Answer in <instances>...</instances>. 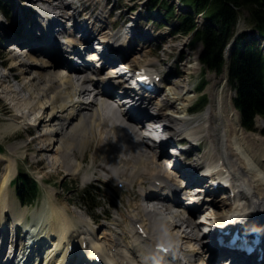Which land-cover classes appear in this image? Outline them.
Segmentation results:
<instances>
[{
    "label": "bare ground",
    "instance_id": "6f19581e",
    "mask_svg": "<svg viewBox=\"0 0 264 264\" xmlns=\"http://www.w3.org/2000/svg\"><path fill=\"white\" fill-rule=\"evenodd\" d=\"M37 1L42 0H30L35 7ZM44 3L47 6L50 5L56 12L59 10L64 11L71 6V3H65L64 0H44ZM53 15L57 16V20L55 21L59 25L60 15L70 19L76 16V14L66 11L63 14L55 13ZM52 23L53 19H46L44 22L46 33L42 44H37L33 40V36L32 38L29 36L27 40H25V37L15 38L14 35L10 38L14 43L13 46H16V49H21L22 53H11L6 61H0V66L6 65L9 61L11 62L8 72L0 74V87L9 83L13 71L17 70L14 80L21 81L19 88L16 89L14 86L8 85L4 90L15 93L11 97L12 99L18 100L17 96L22 91L26 92L29 97H24L23 101L15 100L14 102L11 101L5 104V115H11V118H8V122L7 124L5 123L6 126L4 125L5 127L2 128V131L10 134L14 133L20 127L17 121L23 120L24 122L25 120L26 122L30 120V123H27V126L24 127L25 129H23L29 133L37 132V134L25 146L30 149L35 147L33 155L39 154L38 156H41V163L50 162V166H54L55 172H60L59 174H61V169H66L67 174L76 176L81 169H84L83 162L77 157L75 149H78L83 154L85 149L93 146L96 151L93 157L95 159L101 156L98 153L103 148L106 155L109 154L110 157H116L126 168L132 170L130 178L123 177L120 171L122 178L132 180L133 183L136 178L144 179L138 182L141 181V191L146 202H160L153 206L150 205V207L147 206V208L144 205L140 208L134 207L138 203L131 204L133 210L138 209L140 212L142 210L149 217V223L145 224L149 231L147 230V236H141L137 232L135 233L128 229L131 240L128 242L125 238V242L127 243L125 244L124 241L118 240L117 236L121 234L117 230H113L111 235L107 232L103 236L98 235L89 219H86L82 215H77L73 209H69L68 204H66L67 202L63 201L62 203L59 197L56 196L57 193L51 194L48 192V204L51 212L54 214V222L52 226L49 225V229L46 226V236L42 234V236L37 237L38 242L33 251L39 248L40 253V249L44 247L47 241L42 240L41 237H46L50 240V245L48 251L45 252V264H62L70 247H73V251H76V253H73L76 258L81 257L97 263V257H101L102 264H153L160 263L164 259L175 261L170 257L161 258L159 253L154 250V246L158 241L165 242L170 246L175 245L177 241H181L182 234L176 229L186 223L190 229L189 233H191L189 237L190 241L195 242L193 243V245L195 244L193 246L194 249H191L192 251L190 252L191 255L188 253L187 256L190 259H194V261H191V264H203L198 257L200 254L199 250H203L208 246L196 247L198 245V238L195 231L202 226L204 227V221H195L194 217L196 213L194 214L190 210L187 213L186 208L182 209L178 206L180 201V198H178V187H176L170 176L164 173L162 165L157 161V155L164 153L161 152L163 150L162 145L156 142L158 138L162 141L158 135V128L154 126L156 121L166 122V124L170 123L172 129L180 133L181 136L185 134L184 138H186V130H184L185 128L180 121L183 118L178 115L180 113L179 109L174 106V102L169 97L161 99L160 88L149 99L146 107L143 104L145 98L135 102L132 96L129 95L130 100L127 104L132 105L131 109H134V112H126L120 106H117L124 120V124L120 126L119 121L106 114L107 110L111 109L108 100L110 99V92L116 83L112 82L110 84L111 89H97L95 87V84L98 82L97 77L85 74L80 71V68L76 64L64 60V57L58 53L60 47L54 41L55 28H51ZM91 25L97 31L98 36L101 35L100 37L105 38L104 44L109 45L113 43L114 46H119L120 36L107 32L105 28L108 24L96 27V24L92 22ZM78 26L80 24L75 20V27ZM66 34H68L67 31H64L61 35L65 37ZM90 38L91 35L87 39L89 40ZM93 38L98 40L97 37ZM100 45H102L101 42ZM88 47H91L90 43L86 44V49ZM92 48L94 58H98L94 46ZM73 53L80 56L83 52L76 50ZM121 55L118 58L123 59L127 56V52L122 51ZM21 57L24 58L21 59ZM101 61L102 68L110 66L108 68L112 70L110 71V74H112L110 75V79L118 78L120 85H127L129 83L131 78H128V73L132 72V62H137L133 58L131 62L123 61L122 64H119L118 60H110L108 56L105 57V60L102 58ZM120 65L125 66L123 69L118 70ZM146 65L151 69L152 67L155 68L153 63ZM137 69H140V67ZM77 75H82L83 77L78 78ZM166 80L168 78H164L162 83ZM178 80L179 83L180 79ZM177 87L180 88L179 85ZM91 95H93L92 100H83L85 96L90 97ZM214 96L217 101L215 103L217 107L212 103L209 106L210 108L205 112V117L208 119H206L204 129L201 131L203 134L201 146H207L209 143L212 145L216 144V148L218 149L217 154H209L208 159L209 161L213 160L214 166H216L218 160L223 159L219 165V171H223L224 169L229 171V174L232 176L236 196L234 198L235 205L228 211L225 208L220 209L219 203L221 201L218 202L215 198L210 203L203 201V210H208L204 214L217 227H224L231 223L233 219H235L236 223L243 221L249 227L254 224L249 223V221H257L264 218V212H262L264 210V161L256 154L258 141H253V138L246 136L239 121L237 119L234 120L230 116L232 107H230L226 98L223 96L219 98L217 92ZM155 104L158 105L159 112H149L150 108L152 109ZM220 113L223 123L219 124L222 132L218 134L216 132V124L218 122L216 123V121ZM40 127H43L42 131H40ZM146 130L151 131L152 134H144ZM39 131L41 133H38ZM126 132L130 133L132 139L136 141L135 143L124 139ZM140 141L144 144L143 147L138 144ZM19 145L17 144L15 148H20ZM262 146L264 149V143ZM53 150L56 153V157L52 160L50 159L52 156L49 153ZM188 153H191L190 149ZM101 154L104 156L103 152ZM150 159H153V165L149 163ZM14 162H10L9 173L7 176L1 177L0 180V228L6 227L8 219H15V221L21 222L22 218L29 211L27 207L21 208L18 202L11 203L9 198V184L12 179L10 174L17 169V164H14ZM169 164L172 165L171 163ZM205 167H200V165L188 166V168L193 170L191 173H197L199 172V168L203 169ZM176 168H179V173H182V176L187 180V185L194 186L202 182L209 185V178L200 177L198 173L189 175L184 170H180L179 166H176ZM103 169L111 173L115 172V169L111 165H106ZM145 176L153 179V182L158 180L165 182V192L171 191L173 195L169 193L164 198H160L157 195L158 186L155 183L148 188L144 187L147 184ZM122 178L119 179L123 181ZM191 189L199 191L198 193L191 194L192 198L198 196L203 191L208 192L203 185ZM131 193L136 197V200L139 199V191L134 189ZM175 194H177V199ZM191 197L188 200H192ZM229 199L232 198L229 197ZM175 206L178 209L172 212L174 219L171 220L167 214H170L168 212H171L170 209L175 208ZM114 222L118 227L121 226L120 220H115ZM259 224L263 228V222L260 221ZM212 233H208L206 238L209 239ZM107 235H110L111 238H108ZM2 236L6 242L7 237ZM259 246L264 247V235H262V242ZM57 254H59V258ZM250 258L251 261L244 260V262L239 259L238 264H258L257 254L252 255Z\"/></svg>",
    "mask_w": 264,
    "mask_h": 264
},
{
    "label": "rangeland",
    "instance_id": "374dc122",
    "mask_svg": "<svg viewBox=\"0 0 264 264\" xmlns=\"http://www.w3.org/2000/svg\"><path fill=\"white\" fill-rule=\"evenodd\" d=\"M77 1L80 2L84 6H89L88 12H91L99 21H101L99 22V24H102L103 21H107L108 22L107 31L109 32L120 34L121 30L117 29L119 28L118 26L120 25L123 26V24L129 23L132 19L134 20L133 26L136 25V28H133L130 31L127 30L126 32H131L133 36V34L136 33L138 29H140L139 30L140 32L138 31V35L140 34V36H137L136 39L134 38L135 40H132L130 46L134 47V51L136 48V51L132 55L128 54L126 57V61L128 60V62H131L133 58H135L137 62H132L133 66L145 64L151 61H154L157 63V67L162 69L165 72V75H167V77L171 81L170 83L171 85L167 87L168 95L166 97L167 98L169 97L172 100V102H174V106L176 108H179V110L182 112L180 113L182 118H186L185 120L187 121L191 120L189 119L190 115L187 114V111L185 109L187 108V105L192 106V104H194L197 101V99L200 97V95L194 92L192 88L194 87L195 83L199 81V77L204 76L205 77L204 82L207 84L208 87H210L208 88L206 86L207 90L205 89V92H204L207 95L206 101L210 104L212 99L214 98L213 103L217 107V105L215 104L217 103V101L215 100V96H214L215 93L217 92L218 96L220 97L222 95H228L229 97L225 96V98L227 102L229 103L230 107H232L230 111L231 112L230 116L233 117L234 120L237 119V121H239L240 126H241V122H240L241 115L239 114L240 116L239 117V116H236V114H232L233 111H236L235 110L236 107L234 104V98H235L236 92L229 80V64H231V59L230 58L228 59L226 55L224 54L228 43L226 44L224 51L222 50V60H223L222 70L219 72L216 67H212L213 68L212 71L210 70L205 71L200 63L201 53L205 49L204 41L203 40L197 41L194 44V46H192L193 39H194L193 35L191 33L187 34V33L178 31V25L180 24L179 19L181 17V14L188 13L190 10L180 0H162V1H166L170 6H172L174 13H175L173 17H169L167 20H164V19L162 20V15L160 13L161 11L159 10V7L162 9L160 4L156 5L151 10L153 12L149 14L148 3L146 0H77ZM77 1L76 0H64L65 3L66 2L73 3V4L75 3L74 6H76V8L80 10L81 6L79 4H76ZM72 8L70 7V12L74 11V9ZM51 10L53 9L51 8ZM162 10L163 12H165L164 9ZM110 13H111V16H109ZM200 14L202 15V13ZM238 15H239L238 21L235 23V25L231 29L233 36L236 33L235 36L246 37L247 40L249 41H254V39H256L258 41V46L260 47L263 53V56H264V38H260L261 32L257 29V25L255 24V21H253L252 19L251 12L247 8H240ZM84 16L85 15H82V17L78 18V20L79 19L80 21L83 20ZM202 17L204 18L203 15ZM202 17L200 15H198L197 17L194 16L195 22L199 26H202V23L204 22ZM30 19L33 20V9L26 8L23 11L17 7L16 0H0V61H6L7 56H9L11 53H14V51L12 50L13 47L11 46L9 47L7 42L6 41L3 42L1 41V39L12 36L13 33L16 34L17 31L19 30L21 31V30H25L29 28L28 25H29ZM61 20L65 21V19L62 17H61ZM67 22L69 23V21ZM67 22L64 23V25H62L64 29L67 28V25H70V23H72L70 22L68 24ZM120 43H123V41H121ZM231 43L234 46L235 40L232 41ZM19 50L22 51L21 49ZM9 62L6 65H9V64L11 65V62L10 63ZM6 65L0 66V74H4L8 72V70L6 69ZM15 72L17 73V70L14 71V73ZM108 72L109 71L101 72V75H108ZM14 73H12L10 77V82L0 87V110L2 111V112L0 111V146L4 150L2 153H0V180H1V177H5V175L7 176V174L9 173L10 162L11 161L14 162V160H15L14 164L18 163L17 165L18 169H20L24 174L30 175L32 178H36L40 183L42 181L40 178L45 177V174L46 175L48 174L47 171H50L48 176L50 177L51 180H46V184H41L42 194L39 200L37 201L38 203L37 206L42 203L44 204L45 201L48 200V198H46L47 200L44 201L43 197L45 198L46 193L52 190L50 193L51 194L57 193L56 196L59 197V200L62 203L63 201L67 202L66 204H68L69 209H73L77 215H81V214L75 210H79V209L82 210L81 207H83V208H88L90 212L92 213V215L98 216L99 222L93 225V227H95L97 231L102 229L104 231L103 232L102 230H100V232L103 233V234L100 233L102 236L104 235V233L107 232L105 230L107 227L104 226L105 223L108 226L113 227V225L110 224L111 223L110 220L106 221L107 218H112V217H114L113 219L118 218L122 221L126 229H131L129 217L125 211L124 204H123V201L128 202L129 199L130 201H134V198L131 196V194L129 195V193H127V196H126L125 194L123 195L121 193H115L116 192L115 189L113 187L110 188L107 182L104 183L103 181L98 180L97 179L98 176L97 178L93 176L92 184L88 186H84L80 175L79 177L78 176L74 177L73 175L71 176L67 174L66 169H61L62 170L61 174H59L60 172H57V173L55 172L54 166L52 167L50 166V162L41 163V156L39 157L38 156L39 154L37 153L33 155L35 152L33 149L35 147L30 149L27 146H25V144L33 136L37 134V132L29 133L24 130L25 129L24 127L27 126V123H30V120L26 122L25 120L24 122L23 120H21L20 121L21 124H19L17 121L20 127L18 130L16 129L14 133L10 134V133H5L2 131V128L5 127L8 122V121L5 122L6 120L5 116H7L8 118H11V115H5L6 114L4 111L5 104L7 102H11V101L14 102L16 100V99L11 98L15 93L5 91L4 88L8 87V85H12L14 86V88L18 89L21 83L20 80H14V76L16 74ZM180 74L181 76H179ZM178 79H180L179 83H178L179 81ZM102 82L103 81L101 80L100 83H98V86L100 87L103 86L104 82L103 83ZM177 84L180 86L181 89L177 87L178 86ZM211 93H213L212 94L213 98H212ZM164 95L165 93L163 92V97ZM26 96L29 97V95L26 92L22 91L20 92V94H18L17 97L19 101H23L24 97ZM145 102H148V101L145 100ZM146 104L147 103H144V105ZM155 107L157 106L155 105ZM209 108L210 107H208L207 110ZM156 110L157 108L150 109L151 112H156ZM221 118H222V115L220 113L217 116V121H216V123L218 122L216 124V129H217L216 132H218V134L222 132V128L219 125L220 123H223V119ZM261 120L262 119H258L256 126H260L263 128L264 123ZM194 126L195 125H190L188 122L186 123V127L188 129L189 127H194ZM202 129H204V126H199L198 128L195 129L194 133L202 134L201 132L203 131ZM42 130H43V127H40V131ZM40 131L38 133H41ZM260 134H264L262 129L258 130L256 134L251 133V134H246V136L253 138V141L254 140L258 141V146L256 149L257 153L256 152L255 153L264 161V149L262 146L264 143V138L263 136H260ZM17 144L18 145L20 144L19 145L20 148H15ZM88 149H85L83 154L78 149L77 150L75 149V153L77 157L81 159L83 162L82 165L84 169L82 170V174H84L91 166V163H86L87 161L93 162V169H94L97 167L98 159H104V158L106 159V156H110L109 154L106 155L104 149L102 148L100 152L98 153V155L100 154L101 156L99 158L96 157L94 159L93 157L96 154L95 147L90 146L88 147ZM10 152L14 154V158L12 155L9 154ZM102 152L104 153V156H102L101 154ZM206 152L207 150L205 149L204 151H202L201 155H204ZM89 154H93V155H89ZM49 155L52 156V157L50 156L51 158L49 157L52 160L55 159L54 157H56V153L54 152V150L51 151ZM208 157H209V154L208 156H206V159H208ZM195 158L198 159L199 157L196 156ZM152 161L153 159H150L149 161L151 165H153ZM119 163L122 164L121 162ZM120 164H115L116 168L118 170H121L122 165H123V169L121 170L122 172L121 175L123 177L130 178V175H128V172L131 169L126 168L124 164L122 165ZM100 167H102V165H100ZM97 173L99 174V177H102L103 179H105V174H106L105 170L98 168ZM136 179H138V181L144 180L142 178H136ZM138 181H136L135 183L141 184V181L140 182ZM91 186H94L95 188L94 193L101 197V200H98V201H101L103 206L99 207L98 209L93 208V206L97 203L96 201L94 202L90 201L87 204H85L82 201L83 198L87 197L83 195V191ZM57 191L64 193L65 197H63L62 194ZM16 197H18V192L15 186H10L9 187V198H10L11 203L17 202ZM66 197L71 198L74 202V205H80L81 207L73 206L70 201H67ZM12 198H15V199L12 200ZM138 202L140 205H142L141 201H138ZM133 203L135 204V202ZM139 204L134 207L140 208L141 206ZM226 204L227 203L222 204L220 202L219 203L220 209L225 208ZM47 207H48V203H47ZM106 210H108V214L106 213ZM32 211H33V214L29 212L25 215V219L23 220L24 222L22 224L23 226H27V228L29 229L32 225L36 227L38 223L39 228L42 227L43 229H45L47 226V228L49 229V225L50 226L53 225V222H54L53 215L54 214L51 212L50 208L48 210L45 207V204L43 206H40L39 208L33 209ZM141 212L143 211L141 210ZM39 214H42V215H39ZM141 214L144 216L145 219H147L148 216L145 213H141ZM33 215H38L39 217L34 218ZM89 220L92 223L91 219ZM15 223H16L15 220H11V219L8 220V225L11 227L12 226L14 227ZM12 233L13 234L10 237V241L14 238V232ZM111 233L112 231L108 234L111 235ZM110 235H107V237L111 238Z\"/></svg>",
    "mask_w": 264,
    "mask_h": 264
},
{
    "label": "trees",
    "instance_id": "16d2710c",
    "mask_svg": "<svg viewBox=\"0 0 264 264\" xmlns=\"http://www.w3.org/2000/svg\"><path fill=\"white\" fill-rule=\"evenodd\" d=\"M182 1L190 12L182 16L180 31L184 33L194 31L197 28L194 16L196 13H203L205 23L196 32L195 41H204L203 60L210 66L216 67L219 72L223 66L222 50L224 51L226 44L233 36L231 29L238 21L240 8L249 9L257 29L264 35V0ZM152 4H160L166 8L167 13L173 11L166 1L152 0ZM240 41L232 59L231 77L239 82L238 102L245 116L251 120L255 112H264V61L256 45L250 43L245 45V40ZM20 185L21 194L29 196L34 193L35 186L30 187L27 180Z\"/></svg>",
    "mask_w": 264,
    "mask_h": 264
}]
</instances>
